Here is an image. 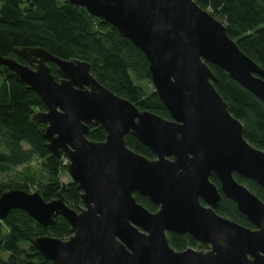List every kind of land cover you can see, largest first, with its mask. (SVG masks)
Instances as JSON below:
<instances>
[{"label":"water","instance_id":"water-1","mask_svg":"<svg viewBox=\"0 0 264 264\" xmlns=\"http://www.w3.org/2000/svg\"><path fill=\"white\" fill-rule=\"evenodd\" d=\"M68 1L107 21L143 52L170 119L107 89L84 60L27 46L15 51L29 65L0 55V65L43 102L45 109L34 112L30 122L45 124V146L54 156L65 154L83 201L76 210L60 192L46 201L37 191L10 188L0 192V220L12 209L43 227L64 217L67 238L30 239L53 264H264V200L234 177L264 187V150L244 137L243 124L216 89L218 79L207 63L263 102L264 68L194 0ZM48 62L56 65L58 79ZM90 126H101L104 139H88ZM127 133L155 157L130 149ZM213 174L219 186L210 180ZM134 192L157 210L138 203ZM220 192L254 228L214 211ZM167 232L189 233L197 248L175 250Z\"/></svg>","mask_w":264,"mask_h":264},{"label":"trees","instance_id":"trees-1","mask_svg":"<svg viewBox=\"0 0 264 264\" xmlns=\"http://www.w3.org/2000/svg\"><path fill=\"white\" fill-rule=\"evenodd\" d=\"M202 9L222 22L226 32L240 49L264 68V0H194ZM209 8V10H207ZM41 47L62 58H78L90 65L91 74L107 89L127 98L141 109L170 119V114L152 87L143 52L107 21L91 15L83 6L68 0H0V55L29 65L15 48ZM58 79L56 65L48 62ZM217 77L216 89L227 102L230 112L244 127V137L255 147L264 150V102L232 80L219 66L207 63ZM45 106L39 96L18 82L12 72L0 65V172L20 165V181L0 186V192L18 188L30 192L31 186L44 200L56 198L58 192L64 202L78 210L83 206L81 190L74 182H62L60 172L67 169L66 157L52 155L42 137L45 124H32L30 118ZM88 139L101 141L105 131L90 126ZM127 146L148 158L153 152L133 135H125ZM36 159L38 176L31 171ZM252 193L264 200V187L255 181L234 174ZM210 180L217 186L213 174ZM37 184V185H36ZM136 201L154 212L157 209L148 197L134 192ZM215 211L239 224L253 228L235 203L224 194ZM0 261L5 264H53L31 244L32 237L50 234L65 239L70 235L69 224L62 216L55 223L43 227L21 209H12L0 220ZM3 231H5L3 233ZM172 248L183 250L195 247L197 241L189 233L167 232ZM6 254L2 257V254Z\"/></svg>","mask_w":264,"mask_h":264},{"label":"rangeland","instance_id":"rangeland-1","mask_svg":"<svg viewBox=\"0 0 264 264\" xmlns=\"http://www.w3.org/2000/svg\"><path fill=\"white\" fill-rule=\"evenodd\" d=\"M152 87H153V85H152ZM63 160H64L63 164H66V166H67L68 159L65 157ZM24 171H25V166L20 165L17 167L10 168L7 171L0 172V186L6 185L8 183L19 182L20 181V173H23ZM31 171L34 172V175L36 177L38 176L37 172L39 173V168L37 166V160L36 159H34L31 162ZM59 178L62 182H65V183L72 181L67 169L60 172ZM33 188H35V186H31L30 192L35 191ZM4 232L5 231H3V233ZM5 256H6L5 253L2 254V257H5Z\"/></svg>","mask_w":264,"mask_h":264},{"label":"flooded vegetation","instance_id":"flooded-vegetation-1","mask_svg":"<svg viewBox=\"0 0 264 264\" xmlns=\"http://www.w3.org/2000/svg\"><path fill=\"white\" fill-rule=\"evenodd\" d=\"M221 193L222 192H220V197H221ZM223 194V193H222ZM220 200V199H219ZM218 203H219V201H218ZM202 204H204L205 205V203L202 201ZM218 205V204H217ZM158 207V206H157ZM217 207V206H216ZM215 207V208H216ZM215 208H214V211H215ZM157 210V209H156ZM216 212V211H215ZM217 213V212H216ZM218 214V213H217ZM220 215V214H219ZM225 217V216H224ZM228 218V217H227ZM230 219V218H229ZM254 228V227H253ZM178 234V233H177ZM182 234V233H181ZM193 237V236H192ZM194 238V237H193ZM195 239V238H194ZM188 248V247H187ZM192 248H197V245L195 246V247H192ZM186 249V248H185Z\"/></svg>","mask_w":264,"mask_h":264},{"label":"built area","instance_id":"built-area-1","mask_svg":"<svg viewBox=\"0 0 264 264\" xmlns=\"http://www.w3.org/2000/svg\"><path fill=\"white\" fill-rule=\"evenodd\" d=\"M207 10H209V8H207Z\"/></svg>","mask_w":264,"mask_h":264}]
</instances>
